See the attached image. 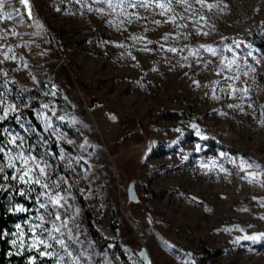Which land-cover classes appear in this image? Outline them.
I'll return each mask as SVG.
<instances>
[{"label": "rangeland", "instance_id": "1", "mask_svg": "<svg viewBox=\"0 0 264 264\" xmlns=\"http://www.w3.org/2000/svg\"><path fill=\"white\" fill-rule=\"evenodd\" d=\"M149 4L0 8L12 14L0 15V121L15 122L0 131V174L38 190L12 236L29 264H121L114 241L131 264H264V0H171L164 15ZM21 154L45 168L41 176L29 160L47 189L19 180ZM59 164L111 241L104 251ZM37 238L50 247H32Z\"/></svg>", "mask_w": 264, "mask_h": 264}, {"label": "trees", "instance_id": "2", "mask_svg": "<svg viewBox=\"0 0 264 264\" xmlns=\"http://www.w3.org/2000/svg\"><path fill=\"white\" fill-rule=\"evenodd\" d=\"M26 94L32 96L33 99L40 97L35 90L27 91ZM37 105L38 102L35 101L33 107H36ZM26 114L31 126L36 131L43 133L41 125L34 116L33 109H27ZM169 118L174 119V114L169 115ZM7 123L14 125L13 123L15 122L12 118L0 121V131ZM50 149L53 155L57 158L59 156V149L57 143L53 140L51 141ZM58 171L69 182L71 191L83 210L87 230L94 246L99 251H104L111 241L106 239L96 228L94 224L95 219L87 207L83 198V193L77 187L71 172L66 170L62 164H59ZM4 177L8 178L5 179ZM37 191L38 190L34 191L27 189L22 187V185L17 184L16 180L12 179L11 171H6L4 174H0V264H29L28 260L30 259V254L28 252H24L23 254L18 253L13 247L12 236L15 231V226L21 224L27 217V213L15 211L16 207L23 206L28 210L33 209L36 203L35 199L38 193ZM112 231H116V225L114 224L112 225ZM4 233H7V235H3ZM113 250L118 256L121 264H131L128 262L126 255L116 241L113 242Z\"/></svg>", "mask_w": 264, "mask_h": 264}, {"label": "snow or ice", "instance_id": "3", "mask_svg": "<svg viewBox=\"0 0 264 264\" xmlns=\"http://www.w3.org/2000/svg\"><path fill=\"white\" fill-rule=\"evenodd\" d=\"M6 2H7V0H0V8H2L3 5ZM103 2H107L108 6L110 8H112L113 10H115V8H117V7H127V8H133L134 9V8H137V7L147 8V7L150 6L149 0H119V2L116 3V4H114L112 2V0H103ZM152 2L155 3L156 7L161 9V13H160L161 15H164L166 12L171 10V0H152ZM197 2L200 3L201 0H197ZM21 3L27 5L28 0H21ZM177 3L184 4V3H186V0H177ZM209 7H211V6L209 5ZM0 15H5L6 18H8V19H10L11 16H12L11 13H7V14L0 13ZM28 15L29 16L31 15L30 11H29ZM133 15H137V18H139L138 14L133 13ZM169 19L174 21L176 19V17L172 16ZM154 22L155 23H160V21H154ZM13 35H15V33H13ZM165 39H167V37H165ZM149 43H151V41H149ZM201 47H204V46H201ZM206 50L209 51L212 55H216V51L214 49H212L210 46L207 47ZM169 51L175 52L176 49H174V48L173 49H169ZM230 107H231V105H230ZM0 119H3V117H0ZM14 141H15V138H13L12 142L14 143ZM3 151H4V149L0 148V152H3ZM15 159H19V160L23 161L24 171L19 176V180L21 182H25V177H28V181L27 182L41 184L39 179H35V180L32 179V176L30 175V173L33 172V168L28 167L29 160H31L35 164V168L39 170V175H41V176L45 175V168L44 167H40V165L38 163H35V157H24L21 154V155H18L17 157H15ZM8 167H10V168H15L16 167L15 164L12 162V158L11 157L9 158ZM2 170L3 169L0 168V171H2ZM17 171H20V169H17ZM4 178L7 179L8 177H4ZM12 179L15 180V179H17V177L13 176ZM41 187L44 188V189H47L49 187V185L47 183H44V184H41ZM41 195L47 196V198H48L47 202L51 203L53 206H56V207L61 206L60 205V201L63 198L60 197L59 195L53 196V195H51L49 193H46V192L45 193H41ZM39 207L46 209L47 205L44 202H40L39 203ZM15 211H17V212H25V211H28V209L24 208L23 206H20V207H17L15 209ZM39 219L43 220V217L41 216V217H39ZM56 219L60 220V216L57 215ZM37 227H39V226H37ZM17 228H19V225H17ZM58 230L59 229H57V231ZM3 235H7V233H4ZM246 239L255 240V239H258V237H246ZM59 242L63 245L62 241H59ZM37 244L43 245L45 248L50 247V245L45 244V242L42 239H39V238H37L36 242L33 243L32 247H36ZM37 250H39V249H37ZM40 254L42 256L50 255L47 252H41ZM32 264H35V258H32Z\"/></svg>", "mask_w": 264, "mask_h": 264}, {"label": "water", "instance_id": "4", "mask_svg": "<svg viewBox=\"0 0 264 264\" xmlns=\"http://www.w3.org/2000/svg\"><path fill=\"white\" fill-rule=\"evenodd\" d=\"M128 195H129V199L131 201H136L137 200V197L135 195V191L133 189H129Z\"/></svg>", "mask_w": 264, "mask_h": 264}]
</instances>
